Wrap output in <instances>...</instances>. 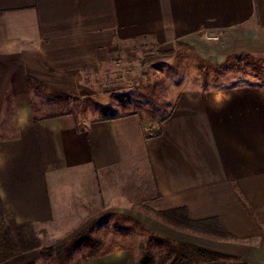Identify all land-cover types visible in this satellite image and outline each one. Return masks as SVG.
Listing matches in <instances>:
<instances>
[{
  "label": "crops",
  "instance_id": "obj_1",
  "mask_svg": "<svg viewBox=\"0 0 264 264\" xmlns=\"http://www.w3.org/2000/svg\"><path fill=\"white\" fill-rule=\"evenodd\" d=\"M206 37L222 42L204 51L218 55L211 63L264 66V0H0V199L17 223L80 229L95 206L226 256L201 264H264V78L211 89L185 79L162 123L132 113L80 127L73 115L37 118L32 105L35 81L70 96L88 70L146 40L171 52ZM174 209L216 219L236 240L154 214ZM83 264L132 263L117 251Z\"/></svg>",
  "mask_w": 264,
  "mask_h": 264
},
{
  "label": "rangeland",
  "instance_id": "obj_2",
  "mask_svg": "<svg viewBox=\"0 0 264 264\" xmlns=\"http://www.w3.org/2000/svg\"><path fill=\"white\" fill-rule=\"evenodd\" d=\"M199 41L201 45L184 48L179 45L171 52H163L158 45L146 40L121 51L110 65L88 70L82 76L77 94L70 96L48 90L35 81L32 84L35 115L37 118L73 115L80 127L95 120L132 113L141 115L148 123H158L169 114L173 97L183 88L181 84L185 79L189 82L186 88L211 89L248 84L256 81L255 76L264 78V66H258L262 65L260 59L252 58L246 63L229 57L221 65L213 64L211 61H217L218 55L207 56L204 51L217 47L219 50L220 37ZM13 110L12 103H8L3 119L8 126H13L16 120ZM80 225V229L74 230L30 225L29 250L14 253L16 256L1 264H83L90 249L78 248V243L85 239H100L103 251H124L132 256L135 264L146 254L158 260L170 253L177 254L183 248L190 252L194 248L162 238L128 216L104 214L95 206L84 213L77 226Z\"/></svg>",
  "mask_w": 264,
  "mask_h": 264
},
{
  "label": "trees",
  "instance_id": "obj_3",
  "mask_svg": "<svg viewBox=\"0 0 264 264\" xmlns=\"http://www.w3.org/2000/svg\"><path fill=\"white\" fill-rule=\"evenodd\" d=\"M167 117L160 120L164 122ZM159 219L163 220L170 226L190 232L192 234H200L206 237L235 241L236 238L227 233L219 221L210 219L205 221H194L190 218L186 209H174L160 213H154ZM32 224H18L14 214L7 212L4 203L0 199V264L6 262L9 258L16 256L14 253H21L28 251V244L32 240L29 234V227ZM29 234V235H28ZM78 248L88 247L90 253L82 262L93 260L113 252L103 251V242L98 239H85L78 243ZM14 254V255H13ZM9 255V256H8ZM131 257V263L135 264ZM226 256L218 254L206 249L194 247L191 252L187 248L179 250L177 254L170 253L167 257L159 258L158 260L146 254L138 262V264H201L216 262L224 259ZM230 264H247V263H230Z\"/></svg>",
  "mask_w": 264,
  "mask_h": 264
},
{
  "label": "built area",
  "instance_id": "obj_4",
  "mask_svg": "<svg viewBox=\"0 0 264 264\" xmlns=\"http://www.w3.org/2000/svg\"><path fill=\"white\" fill-rule=\"evenodd\" d=\"M210 40H218V38H211Z\"/></svg>",
  "mask_w": 264,
  "mask_h": 264
}]
</instances>
